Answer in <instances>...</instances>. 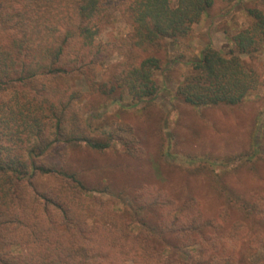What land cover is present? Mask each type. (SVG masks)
<instances>
[{"label": "rangeland", "instance_id": "obj_1", "mask_svg": "<svg viewBox=\"0 0 264 264\" xmlns=\"http://www.w3.org/2000/svg\"><path fill=\"white\" fill-rule=\"evenodd\" d=\"M10 1L13 3L9 7L0 8L1 19L21 8L22 0ZM58 1L71 0H39L42 4ZM104 1H109L111 5H107L111 7L106 10L108 15L102 12L99 16V33L92 48L101 46L107 52L102 60L97 59L91 75L76 74L65 81L55 80L54 73L49 74L53 81L49 75H42L40 82L46 84L41 83L38 87L46 89L48 100L57 101L63 95L57 91L61 90L59 86L64 88V83L67 85L70 81L73 89L66 93L76 92L73 110L82 119L87 135L93 140H110V145L99 150L86 141L56 143L38 160L63 169L37 174L20 192L26 191V200L32 203L38 195L39 200L47 194L55 195L57 201L49 204L48 209L42 203L35 204V208L41 214L43 210L51 212L61 231L70 228L71 223L59 222V219L69 216L73 219L70 222L81 223V210L86 214L84 219L89 228L97 226L100 217L106 216L114 223H120L128 234L127 239L131 240L146 229L147 223L187 221L194 214L207 226L212 225L206 231L217 236L223 231L228 233L232 224L239 222L244 227L240 229L239 238L234 235L236 246L243 247L251 264H264V247L248 248L247 245V241L253 243L254 237L250 236L258 233V226L264 227V49L254 60L242 57L260 72L262 85L256 95L239 106L195 108L180 102L175 92L178 83L190 71V60L198 57L207 45L219 50L233 47L231 37L239 31L240 25L249 21L247 8L255 6L258 0H215L209 14L203 16L188 36L166 40L164 47L156 53L161 60V67L154 75L159 88L157 96L139 102L127 92L121 101L107 99L93 92L87 80L108 81L129 58L128 45L121 46L134 28L131 13L123 11L128 5L127 0ZM32 25L34 23L27 26L28 31ZM43 32V35L47 34L48 29ZM13 34L12 29L0 32V50L10 46ZM39 36L37 32L33 34L30 43L33 49L25 50L21 55L22 74L37 66L43 68L39 61L42 58H45L42 63H46L48 72L58 66L51 65L52 60L44 51L55 42H41ZM80 43L74 42L69 50L89 51L90 46ZM100 52L103 54L99 48L97 55ZM9 65L10 61L0 63L2 67ZM3 87L0 85V116L3 115L6 122L2 105L15 88ZM120 124L132 128L133 135H127V139L135 140L134 144L124 145L119 136H107V132L118 131L116 127ZM130 148L131 151L142 150V155L135 157L127 152ZM64 172L67 174L63 175ZM68 173L74 174L72 179L78 183ZM242 202L247 203L249 209L255 205L256 209L251 210L256 211L250 213L257 218L249 220L245 216L243 210L248 209ZM69 210H74L73 214ZM260 211L262 213L257 214ZM46 217H42L43 221ZM252 225H255L253 229ZM187 234L182 239L189 248L179 250L186 251L188 260L203 258V254H199L203 243L201 240L197 243V233ZM15 235L22 236V233L15 232ZM172 239L180 243L170 235L166 240ZM81 246V258L94 259L97 243ZM4 250L13 262L20 260L22 247L18 244L7 245ZM118 257L116 255L115 264H135L132 259L118 263ZM0 264L4 262L0 261ZM105 264L114 263L105 261Z\"/></svg>", "mask_w": 264, "mask_h": 264}, {"label": "trees", "instance_id": "obj_2", "mask_svg": "<svg viewBox=\"0 0 264 264\" xmlns=\"http://www.w3.org/2000/svg\"><path fill=\"white\" fill-rule=\"evenodd\" d=\"M126 2L128 5L123 11L131 13L134 28L121 46L128 45L129 58L108 81L87 80L93 92L113 101H121L125 92L137 102L154 99L159 90L154 75L161 67L156 53L164 47L166 40L188 36L203 16L209 14L215 0ZM12 3L10 0H0V8L9 7ZM54 4L22 0L21 8L14 9L4 19L0 18V32L12 29L14 33L10 46L0 50V63H11L8 67L0 66V85H4L3 89L15 88L9 94V100L2 105L6 122L3 115L0 116V261L4 264H105V261L115 264L117 255L118 263L132 259L135 264H251L248 255L243 253V247L235 244V236L239 238L240 229L244 227L239 222L232 224V230L228 233L223 231L217 236L206 231L212 225L207 226L194 214L187 221L147 223L146 231H140L131 240L127 239L128 234L120 223L116 224L106 216L100 217L97 226L89 228L84 219V210H81V223L72 222L69 216L59 219V222L71 223L69 227L77 230L76 233L68 227L61 231L53 221L51 212L43 210L41 214L35 208V204L42 203L48 209L49 204L57 201L55 195L47 194L41 200L38 195L33 203L26 200V191L20 190L26 189L32 178L39 173L63 169L38 160L56 143L86 141L89 146L99 150L110 145V140H93L87 135L82 119L73 110L76 92L66 93L73 89L70 81L67 85L64 83V88L63 85L59 86L61 90L57 91L63 95L57 101L48 100L46 89L38 86L45 83L40 82L42 75L54 73L55 80H64L76 74L91 75L97 59L103 58L104 52H107L104 47L95 49L92 46L99 33V16L102 12L108 15L106 10L111 6L107 4L111 3L104 0H71ZM247 15L249 21L244 26L240 25L239 31L231 37L233 47L219 50L207 45L198 57L190 60V71L178 83L175 91L180 102L195 108L239 106L260 90V72L242 57L248 56L254 60L256 54L264 49V0H258L255 6L248 7ZM32 23L34 25L28 31L27 26ZM47 29V34L43 35ZM35 32L41 36V42L56 43L44 51L50 56L51 65L58 66L48 72L46 63H42L45 58H42L39 61L43 68L37 66L33 71L27 70L22 74L24 65L21 55L25 54V50L33 49L30 43ZM77 41L83 46H90L89 51L69 50ZM99 48L103 50L100 56L96 53ZM50 79L53 81L52 77ZM116 128L118 131L107 132V136H119L124 145L135 143V140L127 139V135H133L129 125L120 124ZM131 149H127V152L135 157L142 155V150ZM68 176L71 179L75 177L69 173ZM72 180L78 183V180ZM242 204L248 209L243 211L249 220L257 218L250 213L256 211L251 210L256 209L255 205L249 209L247 203ZM69 212L73 214L74 210ZM43 216H47L45 221ZM254 227L251 226L252 229ZM20 231L22 236L14 237V233L19 234ZM234 231L239 232L234 234ZM190 232H196L197 243L200 244L199 240L203 243L199 248L203 258L188 260L186 251H180L184 247L189 248L182 237ZM168 235L181 244L173 239L166 240ZM253 235L250 236L254 237L253 243L247 241L248 248L257 245L263 248L264 227L258 226V233ZM94 243H97L94 259L81 258V245ZM16 244L22 247V254L19 261L13 262L4 249L7 245Z\"/></svg>", "mask_w": 264, "mask_h": 264}]
</instances>
